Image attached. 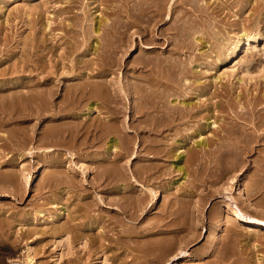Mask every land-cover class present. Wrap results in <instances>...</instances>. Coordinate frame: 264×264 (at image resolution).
I'll return each instance as SVG.
<instances>
[{
    "label": "rangeland",
    "instance_id": "1",
    "mask_svg": "<svg viewBox=\"0 0 264 264\" xmlns=\"http://www.w3.org/2000/svg\"><path fill=\"white\" fill-rule=\"evenodd\" d=\"M57 1L56 0H9V1L7 0V1L0 2V10H1V8H3L6 11L7 15H8V13L9 14L10 13H13V14L14 13H20L18 11L21 10V13L19 15L21 17H17V19L14 21V23H12V26L14 28L9 26L8 28H6L3 31L2 34L6 33L4 35L5 36L9 35V37L11 38V43H10V49L11 50H13V48H15L18 45V42L23 41V39H25L26 37H27V40L31 38L30 41L28 40V42H29L28 45L30 46L29 49H30L31 53H34V54H35V52L37 53V51H35L36 49L34 48V45H37L36 47L40 48V50L43 49L42 51H44L45 46L47 44L49 45V43L57 46V49L60 50V51L57 50V53H60L59 55H65L64 53H66L67 54L66 56L68 57V58H66L67 60L62 59L63 62L67 65V67L64 69H61L63 72L65 71L66 73L65 72L63 73L60 70V73H62V75H60V78L64 77L67 80V81H65L67 84L69 83V85H71L73 83L72 85H74V84L81 83V81H79L78 78H80V77L91 78V76L92 77H93V75L95 76V73H97V71H95L96 70L95 69L94 70L95 72H93V71H91L92 69H88L87 72L90 75L87 72L83 73L84 71L81 69H77L75 72H72L71 69L68 70V66H70L72 64L70 59H74V58L82 59L83 58V60L90 61V63H91L90 65L96 64L97 61H98L97 63H99V60L97 59L99 57V56H97L99 54L98 53L99 51L94 49V46L97 45L96 37L92 35L90 38V36H89L90 34L86 35L83 32H85L86 30H89V31L91 30V34H92V29H91L92 26L95 24V21L98 19L100 20L101 17L104 19V21L106 19L109 23H111L112 19L115 17L109 15L108 13L112 11V9L116 6V4H118L119 6L122 7V2L119 1L116 3V1H114V0H112V1L111 0H80V1L77 0L76 4H74L76 0H62V1L59 0L58 2ZM106 1H108V2H106ZM160 1H162V0H156L155 2H152V0H149L147 2L148 5H145V7L146 6H150V7L152 6L153 8L151 7L152 8L151 10L153 11L158 5H160ZM252 1L251 0H187V1L186 0H165V9H166L165 18H163L162 20H158L159 23L154 22L157 25H155L153 22L152 23L150 22L151 25L149 23L150 28L155 27V28H153L154 30L150 29L152 31V33L150 34L152 42H153L152 44L145 42V39H143V36L140 35L141 34L140 32L143 33V28L141 27V26H143V24L140 26L136 25V27L132 26L131 27L132 29L130 28L131 30L126 32V35H125L126 41L123 40L122 41L123 43L121 42L122 47L119 44L120 40L118 39V38H121L122 36L117 37V35H119V34H117L116 36H114L115 38L112 37L113 40L112 39L111 40L113 42L115 41L114 39L117 38L115 41L116 43L112 42L117 50H116V52L110 54V56H112V58L115 60V63H114L115 69H118V70L120 69V71L118 73V70L114 69L115 74L113 73L112 76H109V78H107V79H109V81H110L111 80L110 77L114 76V78H116L115 76H117V73H118L117 79H115V81L118 80V78H119V81L121 80L122 83L124 82L123 85H125L127 83L126 85L128 87H131L132 84L134 87H136L138 85L143 87V84H144L145 89H143V92H145V93H143V92H141V93H143L146 96L148 94L152 95L153 91L155 93L157 91V93L155 95H152V98H153L152 104H155V106L142 101L141 98L137 99L138 98L137 95L132 96V94H130L131 96L130 95L126 96L127 97L126 101L124 100L123 102H124V106H126L128 109L123 106L125 109H123V111H122L123 113H121L122 118L124 120H126L127 125L130 123V124H133V125L135 124L138 126V124L143 125L145 123L143 126V127H145L146 122L148 124H150V123L153 125L155 124L158 129L160 128V131H159L160 133L157 135H158V137L161 136L160 138H158V137H156L157 136L156 133L155 134L152 133L150 135V132H148V133L146 132V135H145V132H144V134H143V132H141V133L127 132L123 126L122 127L123 132H121V137L128 139L130 141V143L132 144V146H134V147L135 146L138 147L139 141L141 140L140 138H145L146 144H149V143L151 144L154 142H158L160 140L159 143H157L160 146L162 145V143L164 141V144H165V145L163 144L164 149H167V147L170 145L175 146V149L173 150L174 152L173 151L172 152H166V150H165L164 155H162L163 153L160 154L156 150L153 153H151L152 151L150 153H145L141 149L140 150L135 149L136 152L138 151V154H136V156H138V157L136 159H130V156H127L126 157L127 159L123 158V160H118V162L121 163L122 165L119 164L115 160H110L109 162H111V163H109V164L108 163L106 164V162H99L98 161L97 164H100L99 165L100 166V170H99L100 172H102L101 171L102 166L103 167L106 166V168L108 169V176H105L104 178H102V181L100 182V183H102L103 187L105 184L106 188H104V190H103V188L92 189V187H90L89 188L90 191L88 192L87 188L84 189V187H81V189L83 190L82 193L84 192V190H86L88 193L95 192L94 194H96V191H99L98 192L99 197L101 195V197L103 196L105 200L107 199L106 200L107 204L105 206L103 205V207H99V208L97 207L96 212L99 214L101 213V215H103V216H106V220L108 218V220H107L108 222L107 223L103 222V225L105 223V226H104L105 228L104 227L99 228L96 231V235H97V238L99 237L98 238V244H99V242H101L103 244V246H101L102 245L101 243L99 245L97 244V247L98 248L101 247V249H105L107 255L110 258H112V260L114 259L116 261L115 258H117V256H120V258H123L126 260L128 258V260L131 259V260L137 261L136 259L140 258L141 261H145L146 259H152V261H155L154 258L157 256L158 259L156 258V261H155L156 263L152 262V264H157V263L158 264L159 263L160 264H264V230L262 228H259L258 230H256V229L250 228V226H246V225L233 226L228 221V218L230 217V215L232 213L230 211V209L234 210V211H241L244 214L251 215L253 217H256L257 219L264 221V185H263L264 183L259 182L260 173L262 172V174H264V171H261V169L263 168V166H262L263 155H261V154H264V151H262L261 154H259L257 151V152H253V153L247 155L246 158L248 159V161H251L250 163L252 164L251 165L252 168H250V169L247 168L243 171H240V170L238 171L235 168V166L232 165V163H231V165L229 164V162L222 164V162L219 159L220 158L219 157L220 156L219 147L222 144V140H220L219 138H223V137L224 138H237L236 132L233 133L234 135L236 134L234 136L233 134L227 135L224 133V131H225V129H227L230 126L229 124L234 123V121H232V119L235 118V112L238 110H241L239 104L237 103L238 102L237 96L239 95L240 91L241 90H244V91L249 90V93H252L251 95L253 97L255 96V94L259 93L256 90L257 85H258V87L261 86L263 88V91H264V0H252ZM64 2H66V4ZM67 2H68V4H67ZM151 2H152V4H151ZM153 3L155 5L156 4L157 5L153 6L154 5ZM167 3H169V4H167ZM130 4L132 5L133 3H130ZM72 5L74 7L70 8ZM168 5H169V7H168ZM63 8L66 11L59 12V9L63 10ZM67 8H69V9H67ZM25 9H27L29 11L31 9V11L33 13H35L36 11H40V9L44 10L43 15L40 16L39 21H38L39 26L38 25H37L38 27L36 26L37 27V31H36L37 35L35 32L36 29L33 30V27L29 28L23 24L24 18H22V17H24V15L22 12ZM70 10H71V12H70ZM152 11H151V14L153 13ZM68 13H70V14H68ZM183 14H184V16H183ZM7 15L5 14V17H7ZM167 16L169 17V19L167 18ZM5 17L3 19H5ZM34 17L37 18L38 17L37 14H35ZM54 17H55V19H54ZM120 17H119V20L129 21V18L124 13L122 16L120 15ZM163 17H164V15H163ZM171 17L173 20L171 19ZM110 18H112V19H110ZM194 19H195V21H194ZM74 20L75 21L78 20V22H75ZM191 20H193V21L191 22ZM49 21H52L51 26L54 24L52 26L53 29H48L47 31H44L45 30L44 27L48 23H50ZM92 21H93V24H92ZM160 21H162V22H160ZM59 22L62 24L61 25L59 24V26H58ZM74 22L76 24L78 23V25H79V26H77V29H76V27L73 28L72 26L65 27L66 25H69V23L73 24ZM176 22L178 23V24H176L177 26H175ZM190 22H191V24H190ZM196 22H197V24H196ZM187 23H188V25H187ZM89 24L91 26H89ZM180 24H181V26H180ZM81 25H83L82 28L80 27ZM152 25H153V27H152ZM96 26H98V23ZM170 26H171V28H175V29H171ZM182 26L186 27L188 29L190 28L188 30L189 33H188V36L186 39V41H187L186 43L189 44L190 49H184L185 51L182 50L183 53L181 52L182 54L178 55L175 51V48H174V45H177L180 42V38L178 39L179 36L176 35V29L178 27H179V29H181L180 27H182ZM196 26H198V27H196ZM78 27H80V28H78ZM54 28H56V29H54ZM63 28H65V29H63ZM67 29H69L70 32H71V29H74L75 33L71 32L69 34L68 33L69 30H67ZM137 29H138V31H137ZM139 30H141V31H139ZM162 30H163V32H162ZM198 30H199V32H201L199 35L196 34L198 32ZM79 31H81V32L78 33ZM122 31H123V29H122ZM173 31H175V32H173ZM7 32H9L10 34L9 33L7 34ZM32 32L35 34H33ZM118 32H120V31H118ZM167 32H168V34H167ZM256 32H258V33L260 32L258 42L251 43L250 45H247V44L244 45V42H246V41H244V40L242 41V39L247 35L253 36V35H255ZM30 33L33 35H31ZM42 33H45L46 36H45V34H42ZM163 33H166V34H163ZM2 34L0 33V42L1 43H2L1 40H3V36H4V35L2 36ZM71 34H73V35H71ZM87 34H88V32H87ZM82 35L85 36V38H86V36H88V37L85 39ZM73 36L75 38L77 37L76 40L78 42H80V41L82 42V43L80 42L81 44L76 43L79 45V48H82L83 46L85 48L83 47L82 49L77 51L80 53L77 54V52H74V56H69L68 55L69 54L68 49L71 47V43H73V41L75 43V40H74L75 38H72ZM168 36H170L169 37L170 39L168 38ZM20 38H22V39H20ZM32 38H33V41H32ZM45 38L47 39L48 43H46V45L44 46L43 44H45V43L43 41H46ZM173 38H175L176 40L178 39L177 40L178 43ZM194 38L195 39L197 38V40H195ZM239 38H241L240 41H242V42H239V43H241L240 44L241 45L240 51L234 56H229L228 55L229 52L237 44V41ZM35 39H36V41L34 42ZM51 39H52V41H51ZM171 39H172V41H171ZM181 39H183V38H181ZM157 40H159V41H157ZM127 41H128V43L130 42L128 45H127ZM84 42L85 43L87 42L88 44L86 43L85 44L86 46H85ZM1 43H0V45H1ZM204 43H205V45H204ZM30 44L31 45L34 44V45L31 46ZM88 45H89V47H88ZM2 46L3 45H1L0 48ZM59 46H61V47H59ZM128 47H130V48L127 49ZM3 48H4V46L2 47V49ZM118 48H120V49H118ZM120 50L121 51L123 50L122 54H121ZM125 51L126 52L128 51V52L126 53ZM115 53H116V55H115ZM83 54H85V56H82ZM88 55H90L91 57L89 58ZM114 55H115V57H114ZM118 55H119V57H118V59H116ZM150 55H152V56H150ZM48 56H51L53 58L51 53L47 55V59L48 58L50 59V57H48ZM94 56H96V57H94ZM171 56H173V57L171 58ZM179 56H181V57H179ZM15 57H19L20 59L23 58L22 54L19 56L17 55ZM155 57H156V59H155ZM164 57H167V58L163 59ZM182 57L184 59H182ZM138 58L139 59L141 58V59L139 60ZM149 58L150 59L152 58V61H154V65H152V67L150 65L151 63L148 64L149 66L146 65V63H144L145 61L146 62L149 61L150 60ZM170 58L171 59H174V58L177 59L178 58L177 61L180 62V64H182V63L183 64L185 63L184 65L188 64V69L190 71H188L187 75H184V78L186 76H188V77H186L189 79V82L187 83L188 85L187 84L184 85V83L181 82V86L182 87L184 86L183 87L184 89H186V86H187L186 91L188 93H190L189 97H188L189 98L188 99L189 100L188 101V104H189L188 107L189 106L195 107L193 105H196V104L199 105L200 103H202V104L205 103V106L202 108V111H201L202 115L195 117V119H194L195 122L194 121L191 122L193 125L191 123H189L190 126L188 125V126L181 127L182 131L175 128L173 130L175 132L172 131L174 134L172 132H170V130H165L164 127H162V128H164V130H163L161 128V125H158L160 123L156 120H154V122L156 121V123H153V120H152V122H151V120L146 121L147 116H145V114H144L145 112H147L148 106H149V108H150V106H152L153 108L157 107V109L172 108V106H173V108H178V104L176 103L177 101L175 99L165 98L167 101L164 98L161 99V96L164 94L163 91L167 94H170V93H172L171 91L175 90V88L173 89V86H176V85L171 83L172 81H170V78H169L170 77L169 71H167V70L161 71V69H158V67L156 65H158V63H159L158 61H162V62H164L163 65H167V64H169V62L171 60ZM0 59H1L0 60L1 61L0 67L2 66L0 68V71H2L1 69H4L3 68L4 66L6 67V65H3V64L8 59L7 54H4V53L2 55L0 54ZM14 59H16V58H14ZM14 59L12 61H14ZM56 59H58V57H56ZM142 59H144L145 61L144 60L142 61ZM153 59H155V60H153ZM93 60L94 61L96 60L95 63H93ZM116 60H118L119 63ZM126 64H127V66H126ZM128 64H130V65L128 66ZM119 65H123V67L122 66H121L122 68L117 67ZM135 66H138V67L135 68ZM145 66H146V68H145ZM94 68H97V67L94 66ZM148 70H150V71H148ZM157 71H158L159 75H156L157 77H155V74H158ZM32 72L33 73L31 74L29 71L26 75L23 73H20L15 77L24 75V76H26V78L28 77L27 79H30V81H31V80H33L32 79L33 76L34 77L37 76L36 71H32ZM149 72L150 73L152 72V73L150 74ZM198 72H199V74H198ZM74 73H76V74L71 75ZM164 77L166 79H164ZM3 78H4L3 76L0 77V81H2ZM96 78H101V77H96ZM135 78L137 79V82H136ZM103 79H106V78H103ZM142 79H144V81ZM147 79H150V80L147 82L146 81ZM157 79H159L161 81L163 80V83H160V82L156 83ZM92 80L96 81L97 79H95V80L92 79ZM112 80H113V78H112ZM127 80L131 83L128 84L129 82H127ZM27 81H29V80H27ZM115 81H111V83H114ZM76 82H78V83H76ZM190 82H191V84H190ZM258 82H259V84H257ZM154 83H156L157 85H155ZM167 83L171 84L172 86L171 85L168 86ZM140 84H142V85H140ZM109 85H110L111 89H114L113 86H111L112 84H109ZM126 85H125V87L127 88ZM159 85H161L160 87H163V88H161L162 91H161L160 87L158 88ZM155 86H157V87H155ZM150 89H152V90H150ZM153 89H155V90H153ZM158 89H160V91ZM168 89H169V93L167 92ZM25 91H27V90H24V92ZM158 92H162V93H158ZM156 95H158V97ZM0 97L3 99L5 98V96H0ZM154 98H156V99H154ZM157 98L160 101H158ZM127 99H128V101H127ZM134 99L136 102L134 101ZM139 101H141V102H139ZM154 101L155 102L157 101V103H154ZM163 101H164V103H163ZM0 102L1 103L3 102L2 105L5 106V107H2L1 103H0V117H1V119H0V139H1L0 140V174L1 175L3 174L2 176H0V179H3V177L5 178L6 176L9 177L10 175H13L14 173L18 174V175H15V174L13 175L14 180H8V178H7V180H6L7 183L3 182L5 180H3V181L0 180V185H1V183L3 185V186L2 185L0 186V264H69L67 261H68L70 256L69 255L66 256V254H64V258L62 261L56 260V258H58L56 256H58V254L60 253V250L56 249L55 245H53V236L51 235L52 231L50 228V226H53V225L50 224L48 221L50 218V214L59 213V207L62 208L63 211L65 210L64 212L66 213V215L68 214L67 209L68 210L72 209V208H67V205H68V202L70 200L71 195L65 194V193L63 195H61V193L59 194L60 190L55 191L53 189L54 192L53 191L50 192V189H48V188L46 189V191L44 190L45 199L47 198L46 196H48V195H49L48 198L50 201H52V197L54 198L52 204H49V205L46 204L47 206L45 205L44 209L47 212V214L45 216L46 221L44 222L43 225H41L42 227L36 223H34L33 225L31 223L30 227H31L32 231L31 230L28 232L25 231L27 229V227L22 225V223H21L22 217H19V216L22 215L21 213H23L24 211L31 212L33 210V208L35 207V205L37 203H39V202L36 203L35 200L39 201L38 200L39 196L36 195L37 194L36 188L42 182L40 180H43L44 177L47 178L49 175L52 176L53 173L57 170H55V167L53 168V166H50V167L48 166L47 161H46L47 159H45V156L42 155V153H39V151L37 154L34 153V154L30 155L31 158L29 157V155L27 153L23 157H21L20 153L22 150L18 149V146H17L18 144L16 145V143L19 141V139H16V141H15L14 138L15 137L20 138V139L21 138H29V140L31 141L30 142L31 146L29 144V145H27L26 148H29V147L32 149L37 148L36 150H38V147H41L39 149H41L42 151H46V150H44L45 148H47V147H44L45 144H43V143H42V145H41V143L37 144L36 139L39 140L40 136H44V134L47 131H49L50 129H53L55 127L56 128L62 127V129L64 128L63 131H64L65 136L67 138H76L77 137V138L84 139V138H88L86 136H88L90 134L88 132L89 126L92 123L93 124L98 123V119H94V117L95 118L98 117L104 123V121L108 122V120H109L108 118H106V116L108 115V117H111L112 115L110 112H108L107 109L106 110L104 109L105 111L103 109H98V112L100 113L101 116L99 115L98 112L92 113V115H91V112L88 110L89 106L87 107L86 105H83L84 108L83 107H82L83 109L80 108L82 111L80 109L77 110L76 111L77 116L76 115L72 116L73 119L64 118V119H62V121L61 120L55 121L56 122L55 123L54 121H51V118H49V116H48V118H44V116L40 115L41 116V118H40V116L38 114H37L38 116L36 115V112H34V111L32 112L30 110L32 108H30V109L28 108L29 112H27V110L24 109L26 107H24V108L18 107V109L12 108V107L10 108V106H7V104H5L6 100H0ZM158 102H161L160 105L163 103V105H161V107H160ZM170 102H172L173 104L175 103L177 105L174 104L171 106ZM164 104L166 105L165 108H164V106H165ZM92 105L98 106V108H102V105H97V103H94ZM6 106H7V109H6ZM137 106H140V108H141V110H140L141 112L138 110L139 112L137 113V115H139L141 117L136 115L133 117V120H130L131 114H132L131 113V107L135 108ZM143 106L145 108L147 107L146 110H143L144 112L142 111V109H145ZM168 106H170V107H168ZM179 106H182V105H179ZM206 108H210V109H212V111L208 112L206 110ZM151 110L153 111V109H151ZM197 110L198 109L195 108L194 111H197ZM13 111L14 112L16 111V112L14 113ZM24 111L27 113H25ZM126 111H127V113H126ZM203 111L205 112V114ZM30 113L33 115L31 116ZM105 113H107V114H105ZM141 113L144 114V116ZM24 114H26V115H24ZM27 114L28 115L30 114V115L27 116ZM34 114H35V116H34ZM123 114H124V116H123ZM12 115H15V116H12ZM21 115H23L22 116L23 118L20 117ZM46 115H48V113ZM6 116H7V118H10V119L7 120V118H4ZM26 116H27V118H26ZM92 116H94V117H92ZM203 117H204V119H203ZM126 118H128V119H126ZM143 118H144V120H143ZM74 119H75V121H73ZM196 119L198 122L196 121ZM15 120L18 122H16ZM21 120L23 121L24 124L21 123ZM80 120H81V122H78ZM95 120H96V122H95ZM213 120L215 121L214 122L215 126H214ZM10 121H12V122H10ZM90 121L92 122L91 124H90ZM139 122H141V124ZM68 124H69V126H68ZM226 124H227V126H226ZM92 125H91V128L93 129L94 127H92ZM197 126H198V128H197ZM211 126H213V127H211ZM17 127H19L20 129ZM80 127H81V129H80ZM189 127H190V130H189ZM224 127H226V128H224ZM27 128L30 130H28ZM184 128L186 129V130H184L185 132H183ZM187 128H188V130H187ZM26 129H27V131H26ZM74 131H76V132H74ZM162 131H164V132L169 131L170 133L168 132V134H167V132L166 133L163 132V134H164L163 135ZM178 131H179V133H178ZM79 132L81 133V135H79L80 134ZM222 132L224 133V135L221 134ZM77 133L79 136L77 135ZM91 134L89 135V138H88L89 140H90V138L94 139V135H93L94 133L92 134V136H91ZM169 134H171V135L169 136ZM124 135H127V136H124ZM134 136H136V137H134ZM226 136H228V137H226ZM4 137H6V138H4ZM110 137L111 136H108V137L106 136L104 138H110ZM128 137H130V138H128ZM10 138L14 139V140L12 141ZM112 138H116V137L113 136ZM146 138H148V140ZM200 138L216 139L215 142H217V143L213 144L214 147L212 146V149L217 151L219 154L215 153V154H212L210 156H205V161H203L202 156H200L202 154V153H200L201 149H199L202 147ZM4 139H6V141H10V142H5ZM93 139H92L91 145L94 142ZM188 139H189V141H188ZM150 140H152V142ZM165 140L168 141V143ZM116 141H118V140L117 139L112 140L111 143L114 146L110 143L109 144L110 146L106 147V148H103L101 146L102 144H100L97 140H95L96 143H94L92 146L90 144H87V147H86L83 144V146H81L79 148V146L74 147V146H71L72 144H67V146L62 145L63 146L62 148H65L64 154L67 152H71V153L75 152L79 155L81 153L82 154L90 153L91 155L94 154L95 156H98L97 153L102 155L103 152L105 153V150H106V153H109V155L113 157L111 151H113V148L115 147V145H117ZM19 142H21V141H19ZM9 143H14L15 145L14 144L11 145ZM33 143L34 144L36 143L35 145H37V146L39 145V146L37 147ZM232 143H234V142H232ZM97 144H99L102 147L101 148L98 145V148H100L101 150L96 148ZM94 145H96V146H94ZM13 146H15V149H13L14 148ZM67 147H70V148L67 149ZM91 147L92 148L95 147V148L93 150H91L90 149ZM207 148H208V146H207ZM79 149L84 150V151H80ZM181 150H184V152L180 153ZM190 150H192V151L190 152ZM193 150H194V152H193ZM19 151H20V153H19ZM195 151H196V153H198V158L196 156L197 154L195 153ZM158 154L161 155V158ZM34 155H36V156H34ZM94 155H92V157H89L85 162H83V165H86V166L88 165V167L91 166L90 168L92 170H94L96 166H97L96 167L97 169L99 168V166L96 163L94 164V162H93V156ZM181 157H182V159H181ZM200 157H201V159H200ZM25 159H26L27 163L25 162ZM34 159L36 161H34ZM67 159H69V158H67ZM64 160H65V161H63L64 166H61L59 168L62 169V167H64L62 170L61 169L60 170L64 173L66 172V173H69L71 175L72 173H71L70 169H68V168H71L70 166H72L73 164L69 163L70 160L69 161H67L66 159H64ZM77 160H79V159H77ZM124 160H126V162ZM23 161L26 164L23 163ZM37 161H39L41 163V166H44V168H45L44 170H42L43 172H42L41 176H39L38 173H34V168L38 169ZM33 162H34V164H33ZM42 162H43V165H42ZM146 162H148V164ZM20 163L22 164L21 167L24 170L20 167V165H21ZM102 163H105L106 165L105 164L103 165ZM27 164H29V165H27ZM91 164H94L96 166L91 165ZM101 164H102V166H101ZM112 164L113 165L114 164L121 165L119 167L123 166L122 167L123 169L120 168L123 172L120 171V173L122 172L121 174L123 176H125V178H126L127 174H129V172L131 173V174H129L130 176L129 175L127 176L129 179L128 178H126V179H127V182H129L132 185V187L134 186L133 188L131 187V189H132L131 193H128L130 196L132 194V196H131L132 199L134 198V195H133L134 188H135L134 194H136L135 195L136 198H137V196H142V197L144 196L145 199H147L146 203H145L146 205L152 204V200H153L154 195H155L154 192H152V191H158L159 190L158 193L161 196V200H158V203L154 204L151 208H150V206L147 205V210L144 211V214H146V215L142 214L140 211H139V214H141V217H138V218H132L131 219L129 216L124 215L122 218L123 219L122 220L123 226H120V227H118V224L114 223L115 220H112V218L110 217V215L112 216V214L114 213L112 211V203L113 202L111 201V199L114 200V198L116 197V194H118L116 192L113 193L114 190L110 192V189H109V191L107 189V187L113 188L112 184L116 183L113 180L114 178L112 179V177H114V176H112V175L109 176V174H111L109 171L111 169ZM16 165H18V166H16ZM68 165H69V167H68ZM80 165H82V164H79V166ZM204 165H205L206 169L204 168ZM24 166L26 167V170H25ZM47 166H48V168H47ZM109 166H110V169H109ZM143 166L152 167V169L149 170V174L151 173L152 176H149V174L140 170ZM83 168H84V166L83 167L81 166V168L79 167L80 170H82ZM155 168H157V170ZM20 169H22L21 170L22 172L20 171ZM56 169H57V167H56ZM66 169H68V170L66 171ZM13 170H14V173H13ZM180 170H182V171L180 172ZM11 171L13 174L11 173ZM23 171L25 174L23 173ZM80 172H82V171H80ZM80 172H77L76 177H79L81 181H84L85 178H87V180H89V181L92 180V177H90V175L89 176L88 175L83 176L82 174H80ZM43 173H44V175H43ZM132 173L134 176H136V179L134 177L135 180L132 179L133 178ZM26 174H31L34 177V179L31 180L30 185H28V186L26 183V181H27L26 180ZM144 174H146V175H144ZM137 175L138 176L140 175L141 177L140 176L138 177ZM147 175H148V177H147ZM17 176L19 179L17 178ZM72 176L74 177V175H72ZM142 176H145L147 178H143ZM79 178H77V181H79L78 180ZM107 178H108V182L107 181L105 182V180H107ZM110 178L112 179V181H109V180H111ZM15 180H17V183ZM8 181H10L11 185H13L14 187L10 186V182L8 183ZM141 181H143V182H141ZM12 182H14V183H12ZM132 182H134V183H132ZM79 183H81V182L79 181ZM107 183L109 185H107ZM7 184H9V186ZM81 184H84V183L82 182ZM19 186H20V188L17 189V191H15V192L10 191L11 189H9V191H8V188H13V190H15L16 187L18 188ZM3 187H4V189H3ZM6 189H7V191H6ZM31 189H32V191H31ZM150 189H152V190H150ZM156 189H158V190H156ZM22 190H26L27 193L25 194V196L22 195L23 194ZM136 191H137V193H136ZM19 192H21L22 194H20ZM35 192H36V194H35ZM105 192H106V194H105ZM56 193H57V195H60L57 198L55 197L57 195L53 196V194H56ZM103 193H104V195H103ZM20 195H22V196H20ZM34 195H36V197ZM37 196H38V198H37ZM119 196H117L116 198L118 199ZM21 197H22V201L20 199ZM60 197H62V198H60ZM96 197L97 196L95 195V199H96ZM108 197L111 199L108 200ZM136 198H134V199H136ZM45 199H42V201H41V202H44V204L46 203ZM64 199H65V201H64ZM32 202H34L36 204H34V206H33ZM90 203H93L92 200H90ZM54 205L55 206L57 205L56 206L57 208H55ZM41 207H44V205L43 206L41 205ZM80 207L82 208V205ZM130 207L131 206L128 205V209H130ZM102 208H103V210H102ZM169 209H171L173 211L174 215L172 217L175 219L173 227H172L174 232H173V234L169 235V237L171 236V237L176 238V241L174 243L175 246L173 245L172 249H174L173 251H175V253H176V251H178V252L174 255L169 254L166 256L165 252L163 250H161V251L157 252L158 254L156 253L155 256L152 253L145 256L144 252L133 251L132 249L135 248L136 245H140V247H138V248H141L142 244H143L142 248H144L151 241L150 239H153V236L150 235L152 237L151 238L149 235H146L145 231L148 228H151V226H149V225L153 224L152 222H154V220H157V219L162 220L164 217V214H166V211ZM98 210H101V211L98 212ZM164 210H165V213H164ZM215 213H217V214H215ZM18 214H19V216H18ZM107 215H108V217H107ZM67 219H68L67 216L65 218L63 217L62 222H65ZM152 219H154V220H152ZM110 220H112V223L109 222ZM135 220H137V221H135ZM132 223H133V225H132ZM130 224L134 228L136 227L134 229V231H133V227H131ZM128 226H130L129 229H128ZM141 227H143L145 229H143ZM152 227H153V225H152ZM39 228H41V229H39ZM124 228H127V229H125L126 232H124V230H123ZM36 230L40 231L39 234L38 233L37 234L41 235L43 238L41 236H38L36 233H33ZM47 230L50 232V234L45 236V231L47 232ZM119 230H121L123 233H119L118 232ZM140 230L141 231L143 230L144 232L142 231L143 233H141ZM22 231H25L26 234L29 235V237L27 236V238L26 237L24 238L23 242H21L20 240H17V239H20V235H21L20 233ZM229 231H233V232L229 233ZM30 232H32V233H30ZM139 233H140V235H139ZM121 234L124 236V238H126V236H127V238H126L127 240L125 239L126 240L125 241L126 248L124 246V242H123V244H119V245H117V242H115V241H117V240H115V238L117 239V236H119V235L121 236ZM143 235H144V237L142 238ZM214 235L216 238L219 237L218 238L219 241H216V240L214 241ZM37 236L39 238H42L43 240L39 241ZM138 236H140L139 238H142V239L139 240V238H137ZM135 238H137V239L135 240ZM130 239L132 241H130ZM72 240H73L72 243L75 245L74 246L75 249L79 251L81 249V245H79V241H75L74 239H72ZM128 240L130 243L132 242V244H130L128 242ZM109 241L110 242L112 241V242L109 244ZM146 241H148V242L146 243V245H144ZM38 242H40V243H38ZM43 242H44V244H42ZM114 242H115V244H114ZM139 242L140 243L142 242V243L139 244ZM212 243L214 244V246H218V244H219V246L216 247L215 249L213 248L214 250L210 249V246L212 245ZM216 243H218V244H216ZM28 244L30 245V247H32V254H33L32 256L34 257V261L32 263L26 262V248H27ZM40 245L41 246L43 245V246L41 247ZM128 245H129V251H128ZM117 246H119V247H117ZM133 246H135V247H133ZM8 248H11L13 250V254L8 255V253H9ZM40 248H41V250H40ZM121 248L124 249V251ZM178 248H180L181 250ZM37 249L40 250V254L36 253ZM117 250H119V251H117ZM132 251L135 255L134 254L132 255ZM159 253H164L163 255L165 256V258L162 256V254H159ZM166 254H167V252H166ZM79 255L81 256V260L78 261L79 264H103L102 259H98L99 256H95L93 254H92V256H90L88 254H84V252H82V251L79 252ZM124 255L126 256V258ZM6 256H7V258H6ZM168 256H170V257H168ZM11 257H13V258H11ZM159 257H161V259ZM159 259L161 260V262ZM163 259H165V260H163ZM117 261L118 262H114V263L118 264L122 260L117 259Z\"/></svg>",
    "mask_w": 264,
    "mask_h": 264
},
{
    "label": "bare ground",
    "instance_id": "2",
    "mask_svg": "<svg viewBox=\"0 0 264 264\" xmlns=\"http://www.w3.org/2000/svg\"><path fill=\"white\" fill-rule=\"evenodd\" d=\"M3 1H7V0H0V2H3ZM9 1V0H8ZM57 1V0H56ZM59 1V0H58ZM57 1V2H58ZM62 1V0H61ZM60 1V2H61ZM80 1V0H79ZM78 1V2H79ZM112 1V0H111ZM114 1H116V3L117 2H122V7L121 6H119L118 4H116V6L112 9V11L111 12H109L108 14L109 15H111V16H113V17H115V18H110V19H112V21H111V23H109L106 19H105V21H104V19L101 17V19L98 21V20H96L95 21V24L92 26V34H91V30L89 31V30H86L85 32H83V33H85L86 35H89L90 36V38H91V36L93 35V36H95L96 37V40H97V45L96 46H94V49H96L97 51H99L98 53V55L97 56H99L97 59L99 60V63H97L96 62V64H92V65H90L91 63H90V61H86V60H83V58L82 59H79V58H74V59H70V61L72 62V64L70 65L69 63V65L70 66H68V70H72V72H75L77 69H81V70H83L84 72L83 73H85V72H87V70L88 69H92L91 71H93V72H95V71H97V73H95V76L93 75V77L91 76V78H88V77H84V78H82V77H80V78H78L79 79V81H81V83H78V82H76V83H78V84H74V85H69V83L67 84L65 81H67L66 80V78H64V77H62V78H60V75H62V73H60V70L61 69H64V68H66L67 67V65L63 62V60H65L66 58H68L66 55V53H64L65 55H59L60 53H57V50L58 51H60L59 49H57V46H55L54 44H51V43H49V45L47 44L46 45V43H48V41H47V39H46V41H43L45 44H43L44 46H45V49H44V51H42V50H40V48H38V47H36L37 45H34L35 43V41H36V39L34 40V48L36 49L35 51H37V53L35 52V54L34 53H31V51H30V46L28 45L29 44V42H28V40L30 41L31 40V38L30 39H28L27 40V37L25 38V39H23V41H21V42H18V45L15 47V48H13V50H11L10 49V43H11V38L9 37V35L7 36H5L4 34H6V33H4V34H2L3 33V31L6 29V28H8L9 26H11V27H13L12 26V23H14V21L17 19V17H21V16H19L20 15V13H21V10L20 11H18V12H20V13H8V15H7V13H6V11L3 9V8H1V10H0V33L2 34V36H3V40H1L2 41V43H1V45H3L4 46V48L2 49V47L0 48V54L2 55L3 53L4 54H7V60L4 62V64L3 65H6V67L4 66L3 68L4 69H1L2 71H0V77H4L3 78V80L2 81H0V96H5V98L3 99V98H1L0 100H6V103L5 104H7V106H10V108L12 107V108H17L18 109V107H26V108H24L25 110H27V112H29V109L30 108H32V109H30L32 112L34 111V112H36V115L38 114L39 116L41 115V116H44V118H48V116H49V118H51V121H62V119H64V118H71V119H73L72 118V116H74V115H76L77 116V114H76V111L77 110H79L80 108H84V106L83 105H86L87 107H88V110L91 112V115H92V113H95V112H98V109H107L108 110V112H110L111 113V117H108V115L106 116V118H108L109 120H108V122H105L104 120V123L97 117V118H95L94 116H92V117H94V119H98V123L97 124H93L91 121H90V124L92 125V127H94L93 129L91 128V125L89 126V130H88V132L91 134H93L94 135V139L93 138H90V140L88 139L89 138V135L88 136H86V137H88V138H84V139H82V138H67L66 136H65V133H64V131H63V129H62V127H55V128H53V129H48L49 131H47L45 134H44V136H40V138H39V140L38 139H36L37 140V144H39V143H41V145H42V143L43 144H45L44 145V147H47V148H45L44 150H46V151H42L41 149H39V148H41V147H38L37 145H35L34 143V145L35 146H37L38 147V150H36V149H32V148H26L27 147V145H29L30 144V140H29V138H14L15 139V141H16V139H19V141H21V142H19L18 140V142L16 143V145L18 146V149H20V150H22L21 151V153H20V151H19V153H20V156L21 157H23L26 153L29 155V157H30V155H32V154H34V153H38V151H39V153H42V155H44L45 156V159H47L46 161H47V164H48V166L50 167V166H53V168L55 167V170H57V171H55L54 173H53V175L52 176H48L47 178L46 177H44V179L43 180H40V181H42L39 185H38V187L36 188V192H37V194H36V192H35V194L36 195H38L39 196V201H37V200H35L36 201V203L37 202H39V203H34V202H32L33 204V206H34V204H36L35 205V207L33 208V210L31 211V212H26V211H24L23 213H21L22 215H20L19 216V214H18V216L19 217H22V220H21V223H22V225H24V226H26L27 227V229L25 230V231H32V229H31V227H30V225H31V223H32V225L34 224V223H36V224H38V225H43L44 224V222L46 221L45 220V216H46V214H47V212H46V210L44 209L45 208V205L46 204H52L53 203V200H54V198L52 197V201H50L49 200V198H48V196H46L47 198L45 199V194H44V190L46 191V189L48 188V189H50V192H52L53 191V189L55 190V191H58V190H60V192H59V194L61 193V195H63L64 193L65 194H69V195H71V197H70V200H69V202H68V205H67V208H72V209H67V212H68V214L66 215V213L62 210V208H60L59 207V213H54V214H50V218H49V223L50 224H52L53 226H50V228H51V231H52V233H51V235L53 236V245H55V248L56 249H59L60 250V253L58 254V256H56V257H58V258H56V260H59V261H62L63 260V258H64V254H66V256L67 255H69L70 257H69V259H68V263L69 264H79V262L78 261H80L81 260V256L79 255V252H84V254H88V255H90V256H92V254L93 255H95V256H99L98 257V259H102V262H103V264H116V263H114V262H118L117 261V259L119 260V259H121L122 261H120V263H118V264H152V262H155L156 261V258L158 259V257L156 256L154 259H155V261H152V259H146L145 261H141L140 260V258H138V259H136L137 261H135V260H128V258H127V260L126 259H123V258H120V256H117V258H115L116 259V261L113 259L112 260V258H110L108 255H107V253H106V250L105 249H101V247L100 248H98L97 247V244H98V238H97V235H96V231L99 229V228H101V227H104L105 226V223H104V225H103V222H108L107 220H108V218H107V220H106V216H103V215H101V213L99 214V213H97L96 211H97V207L99 208V207H103V205L105 206L106 204H107V202H106V200L104 199V197L102 196L101 197V195H100V197H99V191H96V194H94L95 192H90V193H88L90 190H89V188L90 187H92V189H95V188H103V190H104V188H106V185L104 184V187H103V185H102V183H100L101 181H102V178H104L105 176H108V169L106 168V166H102V164L104 165L105 163H102L101 164V166H102V172H100L99 170H100V164H97V162L99 161V162H106V164L108 163H111V162H109L110 160H115V161H117L118 162V160H123V158H125V159H127L126 157L127 156H130V159H136L138 156H136V154H138V151L136 152V150L135 149H138V150H143V152H145V153H150L151 151V153H153L155 150L157 151V152H159L160 154L161 153H163L162 155H164V151L166 150V152H172L174 149H175V146L173 147V146H168L167 147V149H164V141H163V143H162V145L160 146L159 144H157V143H159V141L158 142H154V143H149L150 141L152 142V140H150L148 143L149 144H146V140H145V138H140L141 140L139 141V145H138V147H134V146H132V144L130 143V141L128 140V139H126V138H124V137H121V132H123V130H122V127L124 126V129L127 131V132H136V133H141V132H143V134H144V132H145V135H146V132L148 133V132H150V135L152 134V133H156V135L157 134H159L160 132V128L158 129L157 128V126L154 124H148L147 122H146V126L145 127H143L144 126V124L142 125L141 124V122H139L141 125H139L138 124V126L137 125H133V124H130L129 122V124L127 125V122H126V120H124L123 118H122V115H121V113H123L122 111H123V109H125L124 107H126V106H124V100L126 101V96H128V95H130V94H132V96L133 95H137V99H139V98H141L142 99V101H144V102H146V103H148V104H152V95H155L156 93H157V91H156V93L153 91L152 92V95H150V94H148L147 96L146 95H144L143 93H145V92H143V89H145L144 88V84H143V87L142 86H136V87H134L133 86V84H132V86L131 87H128L126 84V86H127V88L125 87V85H123L124 84V82L122 83V81L120 80L119 81V78H118V80H116L115 81V79H117V76H118V73H119V71H120V69L118 70V69H115V60L112 58V56H110V54H112V53H114V52H116V48H115V46H114V42L116 41V39H114L115 41L113 42L112 40V37L113 38H115L114 36H116L117 34H119V35H117V37L118 36H122L121 38H118L119 40H120V45H121V42L124 40V41H126L125 40V35H126V32L127 31H129V30H131L132 28V26H135L136 27V25L137 26H140V25H142L143 24V26H141L142 28H143V33L142 32H140L141 34L140 35H142L143 36V39H145V42H148V43H153L152 42V39H151V33H152V31L150 30V29H153V28H155V27H153V25L155 24L154 22H158L159 23V21L158 20H162L163 18H165V11H166V9H165V0H162V1H160V5H158L153 11L151 10L152 8L150 7V6H146L145 7V5H148V1L149 0H114ZM156 0H152V2H155ZM187 1V0H186ZM252 1V0H251ZM76 2H77V0L75 1V3L74 4H76ZM106 2H108V1H106ZM152 2H151V4H152ZM159 2V1H158ZM253 2V1H252ZM65 4H66V2H64ZM73 3V2H72ZM104 3V2H103ZM130 3H133L132 5L130 4ZM150 3V2H149ZM254 3V2H253ZM67 4H68V2H67ZM111 4V3H110ZM154 4V3H153ZM167 4H169V3H167ZM186 4V3H185ZM157 5V4H156ZM155 4L153 5V6H156ZM172 5V4H171ZM181 5V4H180ZM184 5V4H183ZM68 7V6H67ZM70 7V6H69ZM72 7H74L73 5L70 7V8H72ZM168 7H169V5H168ZM167 7V8H168ZM36 8V7H35ZM172 8V7H171ZM38 9V8H37ZM67 9H69V8H67ZM170 9V8H169ZM200 9V8H199ZM34 10V9H33ZM168 10V9H167ZM197 10V9H196ZM202 10V9H201ZM200 10V11H201ZM30 11H31V9H30ZM29 10H27V9H25L22 13H23V15H24V17H22V18H24V22H23V24L24 25H26L27 27H29V28H31V27H33V30L34 29H36L35 30V32L37 31V27L39 26L38 24V21H39V18H40V16H42L43 15V13H44V10H42V9H40V11H36L35 13H33L32 11L30 12ZM62 11H66V10H64V8H63V10L62 9H59V12H62ZM151 11L153 12L152 14H151ZM70 12H71V10H70ZM206 12V11H205ZM55 13V12H54ZM123 13L124 14H126V16L129 18V21H123V20H119V17H120V15L122 16L123 15ZM5 14L7 15V17H5ZM35 14H37V18L36 17H34V15ZM63 14V13H62ZM65 14V13H64ZM67 14V13H66ZM68 14H70V13H68ZM105 14V13H104ZM170 14V13H169ZM59 15V14H58ZM163 15H164V17H163ZM178 15V14H177ZM176 15V16H177ZM56 16V15H55ZM77 16V15H76ZM104 16V15H103ZM125 16V15H124ZM183 16H184V14H183ZM5 17V19H3ZM99 18V17H98ZM121 18V17H120ZM167 18L169 19V17L167 16ZM181 18V17H180ZM54 19H55V17H54ZM59 19V18H58ZM76 19V18H75ZM122 19V18H121ZM127 19V18H126ZM167 19V20H168ZM171 19H172V17H171ZM57 20V19H56ZM62 20V19H61ZM128 20V19H127ZM173 20V19H172ZM70 21V20H69ZM68 21V22H69ZM75 21V20H74ZM189 21V20H188ZM193 20H191V22H192ZM194 21H195V19H194ZM197 21V20H196ZM50 23H48L44 28H45V30L44 31H47L48 29H53L52 28V26L54 25H52L51 26V22L52 21H49ZM61 22V21H60ZM58 23V26H59V24L61 25L62 23ZM63 22V21H62ZM75 22H78V20H76ZM73 23V24H70L69 23V25H64L65 27H70V26H72L73 28L74 27H76V29H77V26H79L78 25V23L76 24V23ZM87 22V21H86ZM154 23L153 25H152V27L153 28H150L149 27V23ZM160 22H162V21H160ZM191 22H190V24H191ZM80 23V22H79ZM97 23H98V26H96L97 25ZM151 23H150V25H151ZM91 24V23H90ZM89 24V26H91ZM92 24H93V21H92ZM176 24H178L177 22L175 23V26H177ZM185 24V23H184ZM196 24H197V22H196ZM203 24V23H202ZM38 25V26H37ZM155 25H157V24H155ZM154 25V26H155ZM187 25H188V23H187ZM193 25V24H192ZM37 26V27H36ZM82 26L83 25H81L80 27L82 28ZM180 26H181V24H180ZM35 27V28H34ZM80 27H78V28H80ZM191 27V26H190ZM194 27V26H193ZM196 27H198V26H196ZM14 28V27H13ZM131 28V29H130ZM140 28V27H139ZM141 28V29H142ZM170 28H171V26H170ZM177 28V27H176ZM181 29H179V27L176 29V35L177 36H179L178 37V39L180 38V42L178 43V39L176 40L175 38H173V39H175L176 41H177V45H174V48H175V51H176V53L179 55V54H182L183 52H182V50H184V49H190L189 48V44L188 43H186L187 41H186V39H187V36H188V33H189V29L188 28H186V27H180ZM41 29V28H40ZM54 29H56V28H54ZM63 29H65V28H63ZM120 29V30H119ZM122 29H123V31H122ZM171 29H175V28H171ZM170 29V30H171ZM12 30V29H11ZM67 30H69V29H67ZM66 30V31H67ZM85 30V29H84ZM136 30V29H135ZM154 30V29H153ZM197 30V29H196ZM201 30V29H200ZM39 31V30H38ZM118 31H120V32H118ZM137 31H138V29H137ZM139 31H141V30H139ZM71 32H74L75 33V30L74 29H71ZM70 32V30H69V34L71 33ZM81 31H79L78 33H80ZM87 32H88V34H87ZM101 32V33H100ZM131 32V31H130ZM162 32H163V30H162ZM165 32V31H164ZM170 32V31H169ZM173 32H175V31H173ZM261 32V31H260ZM260 32L258 33V32H256L255 33V35H247V36H245L243 39H242V41L244 40V41H246V42H244V45L245 44H247V45H250L251 43H256V42H258V39H259V35H260ZM9 32H7V34H8ZM33 33V32H32ZM67 33V32H66ZM77 33V32H76ZM201 32H199V30H198V32L196 33L197 35H199ZM10 34V33H9ZM24 34V33H23ZM26 34V33H25ZM31 34V33H30ZM33 34H35V33H33ZM33 34H31V35H33ZM41 34V33H40ZM42 34H45V33H42ZM48 34V33H47ZM82 34V33H81ZM129 34V33H128ZM154 34V33H153ZM152 34V35H153ZM163 34H166V33H163ZM167 34H168V32H167ZM174 34V33H173ZM30 35V36H31ZM36 35H37V32H36ZM71 35H73V34H71ZM157 35V34H156ZM161 35V34H160ZM170 35V34H169ZM193 35V34H192ZM26 36V35H25ZM24 36V37H25ZM39 36V35H38ZM45 36H46V34H45ZM78 36V35H77ZM83 36V35H82ZM165 36V35H164ZM23 37V38H24ZM33 37V36H32ZM41 37V36H40ZM44 37V36H43ZM84 38H85V36H83ZM88 36H86V38H87ZM131 37V36H130ZM163 37V36H162ZM170 36H168V38H169ZM173 37V36H172ZM171 37V38H172ZM243 37V36H242ZM241 37V38H242ZM72 38H75L74 36L72 37ZM77 38V37H76ZM76 38L74 39L75 40V43H74V41H73V43H71V47L68 49V51H69V56H74V52H77V51H79L80 49H82V48H79V45L78 44H81L80 42H78L77 40H76ZM81 38V37H80ZM85 38V39H86ZM89 38V39H90ZM167 38V39H168ZM181 38H183V39H181ZM241 38H239L238 39V41H237V44L232 48V50L229 52V56H234V55H236L239 51H240V48H241V43H239V42H242V41H240L241 40ZM20 39H22V38H20ZM39 39V38H38ZM42 39V38H41ZM56 39V38H55ZM79 39V38H78ZM112 39V40H111ZM154 39V38H153ZM170 39V38H169ZM195 39V38H194ZM195 40H197V38L195 39ZM199 40V39H198ZM13 41V40H12ZM32 41H33V38H32ZM51 41H52V39H51ZM56 41V40H55ZM71 41V40H70ZM144 41V40H143ZM154 41V40H153ZM157 41H159V40H157ZM171 41H172V39H171ZM201 41V40H200ZM113 42V43H112ZM119 42V41H118ZM117 42V43H118ZM144 42V43H145ZM169 42V41H168ZM197 42V41H196ZM31 43V42H30ZM66 43V42H65ZM76 43H78V44H76ZM87 43V42H86ZM85 42H84V45L86 44ZM116 43V42H115ZM123 43V42H122ZM125 43V42H124ZM130 43V42H129ZM128 43V41H127V45L129 44ZM147 43V44H148ZM155 43V42H154ZM175 43V42H174ZM198 43V42H197ZM202 43V42H201ZM32 44V43H31ZM30 44V45H31ZM57 44V43H56ZM88 44V43H87ZM91 44V43H90ZM159 44V43H158ZM0 45V46H1ZM33 45H31V46H33ZM58 45V44H57ZM65 45V44H64ZM83 45V44H82ZM204 45H205V43H204ZM43 46V47H44ZM81 46V45H80ZM86 46V45H85ZM59 47H61V46H59ZM88 47H89V45H88ZM118 47V46H117ZM120 47V46H119ZM121 47H122V45H121ZM124 47V46H123ZM132 47V46H131ZM33 48V49H34ZM85 48V47H84ZM87 48V47H86ZM130 47H128L127 49H129ZM133 48V47H132ZM32 49V50H33ZM88 49V48H87ZM118 49H120V48H118ZM122 49V48H121ZM65 50V49H64ZM192 50V49H191ZM200 50V49H199ZM203 50V49H202ZM34 51V50H33ZM39 51V52H38ZM119 51V50H118ZM121 51V50H120ZM123 51V50H122ZM122 51H121V54H122ZM185 51V50H184ZM11 52V53H10ZM30 52V53H29ZM66 52V51H65ZM84 52V51H83ZM126 52V51H125ZM124 52V53H125ZM128 52V51H127ZM126 52V53H127ZM182 52V53H181ZM22 54V59H20L19 57H15V56H19V55H21ZM52 54V56H53V58L51 57V56H48V57H50V59L48 58L47 59V55L48 54ZM78 53H80V52H77V54ZM96 53V52H95ZM123 53V54H124ZM125 53V54H126ZM186 53V52H185ZM63 54V53H62ZM90 54V53H89ZM97 54V53H96ZM120 54V53H119ZM176 54V55H177ZM115 55H116V53H115ZM115 55H114V57H115ZM173 55V54H172ZM175 55V56H176ZM185 55V54H184ZM62 56V57H61ZM66 56V57H65ZM82 56H85V54H83ZM89 56V58L91 57L90 55H88ZM124 56V55H123ZM122 56V57H123ZM150 56H152V55H150ZM174 56V55H173ZM173 56H171V58L173 57ZM56 57H58V59H56ZM94 57H96V56H94ZM118 57H119V55L117 56V58L116 59H118ZM179 57H181V56H179ZM14 58H16V59H14ZM88 58V57H87ZM88 58V59H89ZM121 58V57H120ZM124 58V57H123ZM165 58H167V57H164L163 59H165ZM170 58V59H171ZM14 59V61H12ZM63 59V60H62ZM139 59V58H138ZM141 59V58H140ZM139 59V60H140ZM150 59V58H149ZM148 59V60H149ZM155 59H156V57H155ZM155 59H153V60H155ZM162 59V58H161ZM160 59V60H161ZM178 59V58H177ZM177 59H171L170 60V62H169V64H167V65H163L164 64V62H162V61H158L159 63H158V65H156L157 67H158V69H161V71L162 70H167V71H169V74H170V81H172L171 83H173L174 85H176V86H173V89L175 88V90H173V91H171L172 93H170V94H167V93H165L164 91H163V95L161 96V99H165V98H173V99H175L177 102V104H178V108H173V106L172 105H174L172 102H170L171 103V106H172V108H165L166 107V105L164 106V108L165 109H157V107H155V108H153L152 106H150V108H149V106H148V109H147V112H145L144 114H145V116H147V118H146V121H150L151 120V122H152V120H153V123H156V121H158L160 124H158V125H161V128L162 127H164L165 128V130H170V132H172L175 128H177L178 130H181V127H183V126H190V124L189 123H191V122H193L194 121V119H195V117H197V116H199V115H202L201 113V111H202V108L205 106V103H200L199 105H193V106H195V107H188V97H189V94L190 93H188L186 90H187V86H186V89H184L182 86H181V82H183L184 83V85H186L188 82H189V79L188 78H186V77H188V76H186L185 78H184V75H187V73H188V71H190L189 69H188V64L187 65H184L183 63V65L182 64H180V62H178L177 61ZM180 59V58H179ZM182 59H184L183 57H182ZM188 59V58H187ZM1 60V59H0ZM67 60V59H66ZM69 60V59H68ZM92 60V59H91ZM120 60V59H119ZM144 59H142V61H143ZM147 60V59H146ZM168 60V59H167ZM69 61V62H70ZM96 61V60H95ZM95 61L93 60V63H95ZM117 62H118V60H116ZM145 61V60H144ZM191 61V60H190ZM1 62V61H0ZM70 62V63H71ZM123 62V61H122ZM121 62V63H122ZM136 62V61H135ZM138 62V61H137ZM156 62V61H155ZM184 62V61H183ZM187 62V61H186ZM194 62V61H193ZM67 63V62H66ZM119 63V62H118ZM117 63V64H118ZM140 63V62H139ZM144 63H146V65H148V64H150L151 65V67H152V65H154V61H152V58L149 60V61H145ZM153 63V64H152ZM168 63V62H167ZM189 63V62H188ZM116 64V65H117ZM136 64V63H135ZM157 64V63H156ZM130 64H128V66H129ZM141 65V64H140ZM94 66L95 67H97V68H94ZM123 67V65H119V66H117V67ZM126 66H127V64H126ZM142 66V65H141ZM149 66V65H148ZM147 66V67H148ZM2 67V66H1ZM0 67V68H1ZM92 67V68H91ZM116 67V68H117ZM121 67V68H122ZM131 67V66H130ZM136 67H138V66H135V68ZM129 68V67H128ZM134 68V67H133ZM145 68H146V66H145ZM156 68V67H155ZM96 69V70H95ZM118 70V73H117V76H115L116 78H114V76L113 77H110L111 78V80L109 81V79H107V78H109V76H112V74L114 73L115 74V70ZM149 69V68H148ZM153 69V68H152ZM80 70V71H81ZM95 70V71H94ZM140 70V69H139ZM30 71V73L32 74L33 72L32 71H36L37 72V78L36 77H32V79L33 80H31L30 81V79H27L26 78V76H24V75H21V76H18V77H15V76H17L18 74H20V73H23V74H27L28 72ZM62 71V70H61ZM138 71V70H137ZM141 71V70H140ZM148 71H150V70H148ZM155 71V70H154ZM153 71V72H154ZM63 72V71H62ZM65 72V71H64ZM63 72V73H64ZM69 72V71H68ZM67 72V73H68ZM90 72V71H89ZM92 72V73H93ZM142 72V71H141ZM66 73V72H65ZM80 73V72H79ZM78 73V74H79ZM88 73V72H87ZM91 73V72H90ZM150 73V72H149ZM152 73V72H151ZM150 73V74H151ZM157 73H158V71H157ZM35 74V73H34ZM76 73H74V74H71V75H75ZM89 74V73H88ZM146 74V73H145ZM154 74V73H153ZM198 74H199V72H198ZM86 75V74H85ZM90 75V74H89ZM92 75V74H91ZM149 75V74H148ZM156 75H159V73L158 74H155V77H157ZM161 75V74H160ZM189 75V74H188ZM28 76V75H27ZM123 76V75H122ZM121 76V77H122ZM150 76V75H149ZM148 76V77H149ZM153 76V75H152ZM96 77H101V78H96ZM147 77V78H148ZM71 78V77H70ZM103 78H106V79H103ZM112 78H113V80H112ZM92 79H97L96 81H93ZM136 79V78H135ZM139 79V78H138ZM162 79V78H161ZM164 79H166L165 77H164ZM27 80H29V81H27ZM100 80V81H99ZM129 80V79H128ZM127 80V82H129ZM143 81H144V79H142ZM150 79H147L146 81L148 82ZM78 81V80H77ZM111 81H115L114 83H111ZM145 81V82H146ZM168 81V80H167ZM169 81V82H170ZM59 82V83H58ZM69 82V81H68ZM75 82V81H74ZM112 84L111 86H113V88L114 89H111V87H110V85L108 84ZM136 82H137V79H136ZM141 82V81H140ZM157 82H160V83H163V80L161 81V80H159V79H157L156 80V83ZM168 82V83H169ZM71 83V82H70ZM131 82H129L128 84H130ZM144 83V82H143ZM156 83H154L155 85H157ZM159 83V84H160ZM167 83V85L168 86H170L171 84H168ZM149 84V83H148ZM151 84V83H150ZM190 84H191V82H190ZM257 84H259V82L257 83ZM140 85H142V84H140ZM153 85V84H152ZM188 85V84H187ZM130 86V85H129ZM150 86V85H149ZM161 85H159L158 86V88L160 87ZM172 86V85H171ZM155 87H157V86H155ZM167 87V86H166ZM190 87V86H189ZM149 88V87H148ZM154 88V87H153ZM161 88H163V87H160V89ZM168 88V87H167ZM171 88V87H170ZM169 88V89H170ZM156 89V88H155ZM155 89H153V90H155ZM160 89H158L159 91H160ZM169 89L167 90V92L169 93ZM23 90V91H22ZM24 90H27V91H25L24 92ZM150 90H152V89H150ZM164 90V89H163ZM256 90H257V92H259V93H257V94H255V96L253 97L251 94L252 93H249V90H241L240 91V93H239V95L237 96V100H238V104H239V106H240V109L241 110H238V111H236L235 112V118H233L232 119V121H234V123L233 124H229L228 126V128L227 129H225V131H224V133L225 134H227V135H231V134H233V133H237V138H219L220 140H222V144H221V146L219 147V152H220V161L222 162V164H224V163H228L229 162V164L231 165V163H232V165H234L235 166V168L239 171H243V170H245V169H250V168H252V164L250 163L251 161H248V159L246 158V156L247 155H249V154H251V153H253V152H257L258 151V153L259 154H261V152L262 151H264V91H263V88L260 86V87H258V85H257V88H256ZM161 91H162V89H161ZM205 91V90H204ZM141 92H143V93H141ZM219 92V91H218ZM251 92V91H250ZM141 93V94H140ZM147 93V92H146ZM158 93H162V92H158ZM198 95V94H197ZM213 95V94H212ZM131 96V95H130ZM129 96V97H130ZM157 97H158V95H156ZM128 97V98H129ZM154 97V96H153ZM60 98V99H59ZM136 98V97H135ZM136 99V100H137ZM154 99H156V98H154ZM203 99V98H202ZM157 100H158V98H157ZM166 100V99H165ZM174 100V101H175ZM127 101H128V99H127ZM133 101V100H132ZM134 101H135V99H134ZM158 101H160V100H158ZM167 101V100H166ZM4 102V101H3ZM2 102V103H3ZM99 102V103H98ZM136 102V101H135ZM139 102H141V101H139ZM192 102V101H191ZM190 102V103H191ZM1 103V102H0ZM2 103H1V106L2 107H5V106H3L2 105ZM94 103H97V105H102V108H98V106H95V105H92V104H94ZM133 103V102H132ZM154 103H157V101L155 102L154 101ZM159 103V106L161 107V105H163V103H164V101H163V103L160 105V103L161 102H158ZM127 104V103H126ZM177 104H175V105H177ZM133 105V104H132ZM153 106H155V104H152ZM157 105V104H156ZM179 105H182V106H179ZM191 105V104H190ZM7 106H6V109H7ZM91 106V107H90ZM94 106V107H93ZM124 106V107H123ZM131 106V105H130ZM134 106V105H133ZM145 106V105H144ZM143 106V107H144ZM232 106V105H231ZM86 107V108H87ZM123 107V108H122ZM168 107H170V106H168ZM176 107V106H175ZM214 107V106H213ZM212 107V108H213ZM9 108V107H8ZM9 108V109H10ZM22 108V109H23ZM29 108V109H28ZM82 108V109H83ZM127 108V107H126ZM145 108V107H144ZM147 108V107H146ZM146 108L145 109H142V111L143 110H146ZM189 108V109H188ZM195 108H197L198 110L197 111H194L195 110ZM222 108V107H221ZM16 109V110H17ZM128 109V108H127ZM151 109H153V111L151 110ZM220 109V108H219ZM81 110V109H80ZM86 110V109H85ZM104 110V111H105ZM141 110V108H140V106H137V107H135V108H133V107H131V119L130 120H133V117L134 116H136L137 115V113L139 112V111ZM205 110V109H204ZM206 110L208 111V112H210V111H212V109H210V108H206ZM22 111V110H21ZM20 111V112H21ZM30 111V112H31ZM82 111V110H81ZM84 111V110H83ZM14 112V111H13ZM16 112V111H15ZM14 112V113H15ZM19 112V113H20ZM25 112V111H24ZM27 112H25V113H27ZM141 112V111H140ZM144 112V111H143ZM142 112V113H143ZM204 112V111H203ZM48 113V115H46ZM88 113V112H87ZM99 113V112H98ZM126 113H127V111H126ZM141 113V114H142ZM213 113V112H212ZM3 114V113H2ZM5 114V113H4ZM31 114V113H30ZM29 114V115H30ZM50 114V115H49ZM105 114H107V113H105ZM140 114V115H141ZM144 114H142L143 116H144ZM204 114H205V112H204ZM24 115H26V114H24ZM28 114H27V116H29ZM33 114H31V116H32ZM37 115V116H38ZM95 115V114H94ZM99 115H100V113H99ZM11 116V115H10ZM9 116V117H10ZM12 116H15V115H12ZM23 115H21L20 117H22ZM27 116H26V118H27ZM34 116H35V114H34ZM41 116H40V118H41ZM101 116V115H100ZM99 116V117H100ZM123 116H124V114H123ZM137 116H139V115H137ZM86 117V116H85ZM139 117H141V116H139ZM138 117V118H139ZM155 117V118H154ZM202 117V116H201ZM4 118H7V116L6 117H4ZM23 118V117H22ZM102 118V117H101ZM105 118V117H104ZM124 120H122V119ZM125 118V117H124ZM137 118V117H136ZM154 118V119H153ZM0 119H1V117H0ZM8 119H10V118H7V120ZM12 119V118H11ZM17 119V118H16ZM29 119V118H28ZM84 119V118H83ZM89 119V118H88ZM91 119V118H90ZM93 119V120H94ZM126 119H128V118H126ZM203 119H204V117H203ZM4 120V119H3ZM6 120V119H5ZM6 120V121H7ZM68 120V119H67ZM85 120V119H84ZM92 120V121H93ZM100 120V121H99ZM143 120H144V118H143ZM154 120H156L155 122H154ZM200 120V119H199ZM16 121V120H15ZM20 121V120H19ZM73 121H75V119L73 120ZM86 121V120H85ZM142 121V120H141ZM196 121H197V119H196ZM9 122V121H8ZM10 122H12V121H10ZM16 122H18V121H16ZM25 122V121H24ZM29 122V121H28ZM78 122H81V120L80 121H78ZM83 122V121H82ZM89 122V121H88ZM95 122H96V120H95ZM94 122V123H95ZM145 122V121H144ZM157 122V123H158ZM195 122V121H194ZM198 122V121H197ZM215 121L213 120V123H214ZM21 123H23V121L21 120ZM20 123V124H21ZM52 123V122H51ZM56 123V122H55ZM85 123V122H84ZM137 123V122H136ZM211 123V122H210ZM11 124V123H10ZM24 124V123H23ZM27 124V123H26ZM53 124V123H52ZM72 124V123H71ZM79 124V123H78ZM81 124V123H80ZM192 124V123H191ZM195 124V123H194ZM200 124V123H199ZM212 124V123H211ZM217 124V123H216ZM228 124V123H227ZM227 124H226V126H227ZM73 125V124H72ZM84 125V124H83ZM89 125V124H88ZM193 125V124H192ZM213 125V124H212ZM232 125V126H231ZM16 126V125H15ZM23 126V125H22ZM62 126V125H61ZM68 126H69V124H68ZM74 126V125H73ZM77 126V125H76ZM203 126V125H202ZM214 126H215V123H214ZM24 127V126H23ZM26 127V126H25ZM29 127V126H28ZM87 127V126H86ZM194 127V126H193ZM192 127V128H193ZM211 127H213V126H211ZM10 128V127H9ZM17 128H19V127H17ZM88 128V127H87ZM164 128H162L163 130H164ZM196 128V127H195ZM197 128H198V126H197ZM202 128V127H201ZM215 128V127H214ZM213 128V129H214ZM224 128H226V127H224ZM236 128V129H235ZM20 129V128H19ZM28 129V128H27ZM27 129H26V131H27ZM80 129H81V127H80ZM79 129V130H80ZM23 130V129H22ZM28 130H30V129H28ZM76 130V129H75ZM184 130H186L185 128L183 129V132H185ZM187 130H188V128H187ZM189 130H190V127H189ZM192 130V129H191ZM224 130V129H223ZM25 131V130H24ZM78 131V130H77ZM87 131V130H86ZM182 131V130H181ZM29 132V131H28ZM74 132H76V131H74ZM163 132L164 131H162V134H163ZM167 132V134H168V132L169 131H166ZM166 132H164V133H166ZM169 132V133H170ZM173 132H175V131H173ZM172 132V133H173ZM80 133V132H79ZM83 133V132H82ZM86 133V132H85ZM126 133V132H125ZM178 133H179V131H178ZM195 133V132H194ZM224 133L222 132L221 134L222 135H224ZM24 134V133H23ZM92 134H91V136H92ZM127 134V133H126ZM174 134V133H173ZM172 134V135H173ZM185 134V133H184ZM199 134V133H198ZM220 134V135H221ZM14 135V134H13ZM33 135V134H32ZM75 135V134H74ZM77 135H78V133H77ZM76 135V136H77ZM79 135H81V133L79 134ZM78 135V136H79ZM129 135V134H128ZM136 135V134H135ZM164 135V134H163ZM171 134H169V136H170ZM187 135V134H186ZM202 135V134H201ZM200 135V136H201ZM234 135V134H233ZM236 135V134H235ZM234 135V136H235ZM5 136V135H4ZM12 136V135H11ZM15 136V135H14ZM24 136V135H23ZM38 136V135H37ZM108 137V136H111L110 138H104V137ZM116 137V138H112V137ZM124 136H127V135H124ZM137 136V135H136ZM136 136H134V137H136ZM168 136V135H167ZM168 136V137H169ZM176 136V135H175ZM9 137V136H8ZM18 137V136H17ZM69 137V136H68ZM144 137V136H143ZM146 137V136H145ZM148 137V136H147ZM156 137H158V135L156 136ZM161 137V136H160ZM160 137H158V138H160ZM173 137V136H172ZM177 137V136H176ZM179 137V136H178ZM226 137H228V136H226ZM4 138H6V137H4ZM34 138V137H33ZM38 138V137H37ZM128 138H130V137H128ZM167 138V137H166ZM199 138V137H198ZM9 139V138H8ZM7 139V140H8ZM11 139V138H10ZM14 139H11L12 141L14 140ZM92 139H93V144L94 143H96L95 142V140H97L100 144H102L101 146L103 147V148H106V147H109L110 145V143L112 142V140H114V139H117L118 141H116L117 142V145H115V147L113 148V151H111L112 152V155H113V157L112 156H110L109 155V153H106V150H105V153L103 152V154L102 155H100V154H98L97 153V155L98 156H95L94 154H92V155H94L93 156V162H94V164L96 163L98 166H99V168L97 169L96 167V165H94V164H91V165H94V166H96L95 167V171L94 170H92L90 167H88V165L86 166V165H83V162H85L89 157H92V155L90 154V153H88V154H77V153H75V152H67V153H65L64 154V149L65 148H62L63 146L62 145H64V146H67V144H72L71 146H74V147H76V146H79V148L81 147V146H83V144L87 147V144H90L91 145V143H92ZM147 140H148V138H146ZM150 139V138H149ZM153 139V138H152ZM155 139V138H154ZM174 139V138H173ZM1 140V139H0ZM5 140V142H10V141H6V139H4ZM33 140V139H32ZM158 140V139H157ZM168 140V139H167ZM215 140L216 139H212V138H207V139H205V138H200V141H201V145H202V147L201 148H199V149H201V151H200V153H202L200 156H202V159H203V161H205V156H210V155H212V154H217L218 152L217 151H215V150H213L212 149V146H213V144H215V143H217V142H215ZM154 141V140H153ZM166 141V140H165ZM169 141V140H168ZM168 141H166L167 143H168ZM188 141H189V139H188ZM175 142V141H174ZM184 142V141H183ZM221 142V141H220ZM232 142H234V143H232ZM189 143V142H188ZM5 144V143H4ZM9 144H14V143H9ZM8 144V145H9ZM74 144V145H73ZM92 144V145H93ZM112 144V143H111ZM156 144V145H155ZM164 144V145H163ZM171 144V143H170ZM15 145V144H14ZM40 145V146H41ZM91 145V146H92ZM98 145L99 144H97V147L96 148H98ZM113 145V144H112ZM200 145V144H199ZM198 145V146H199ZM30 146H31V144H30ZM69 146V145H68ZM94 146H96V145H94ZM100 146V145H99ZM100 146V147H101ZM114 146V145H113ZM112 146V147H113ZM207 146H208V148H207ZM12 147V146H11ZM14 148L13 149H15V146H13ZM89 147V146H88ZM101 147V148H102ZM214 147V146H213ZM218 147V146H217ZM17 148V147H16ZM68 148H70V147H67V149ZM85 148V147H84ZM95 147H91L90 149L91 150H93ZM27 149V150H26ZM98 149H100V148H98ZM191 149V148H190ZM194 149V148H193ZM197 149V148H196ZM216 149V148H215ZM80 150V149H79ZM78 150V151H79ZM101 150V149H100ZM67 151V150H66ZM80 151H84V150H80ZM96 151V150H95ZM98 151V150H97ZM192 150H190V152H191ZM197 151V150H196ZM196 151H195V153H196ZM13 152V151H12ZM62 152V153H61ZM90 152V151H89ZM174 152V151H173ZM181 152H184V150H181L180 151V153ZM193 152H194V150H193ZM140 153V152H139ZM17 154V153H16ZM157 154V153H156ZM197 155V158H198V153H196ZM219 154V153H218ZM9 155V154H8ZM155 155V154H154ZM159 155V154H158ZM166 155V154H165ZM261 155H263V161H262V166H263V168L261 169V171H264V154H261ZM260 155V156H261ZM13 156V155H12ZM34 156H36V155H34ZM39 156V155H38ZM157 156V155H156ZM160 156V158H161V155H159ZM14 157V156H13ZM18 157V156H17ZM66 157V158H65ZM110 157V158H109ZM112 157V158H111ZM155 157V156H154ZM164 157V156H163ZM218 157V156H217ZM26 158V157H25ZM31 158V157H30ZM67 158H69V159H67ZM129 158V157H128ZM159 158V159H160ZM11 159V158H10ZM19 159V158H18ZM37 159V158H36ZM64 159H66L67 161H69L70 160V162L69 163H72L73 165L72 166H70L71 168H68L69 167V165H68V169H70V171H71V175L69 174V173H64V172H62L61 170L64 168V167H62V169L61 168H59V167H61V166H64L63 165V161H65ZM77 159H79V160H77ZM181 159H182V157H181ZM200 159H201V157H200ZM197 160V159H196ZM34 161H36L35 159H34ZM92 161V160H91ZM125 162H126V160H124ZM185 161V160H184ZM200 161V160H199ZM202 161V162H203ZM25 162H26V159H25ZM24 161H23V163H25ZM30 162V161H29ZM32 162V161H31ZM39 161H37V167H38V169L37 168H34V173H38L39 174V176H41L42 175V170H44L45 168H44V166H41V163L39 162ZM121 162V161H120ZM123 162V161H122ZM10 163V162H9ZM15 163V162H14ZM18 163V162H17ZM27 163V162H26ZM25 163V164H26ZM68 163V162H67ZM119 163V162H118ZM117 163V164H118ZM124 163V162H123ZM147 164H148V162H146ZM145 163V164H146ZM205 163V162H204ZM19 164V163H18ZM21 164V163H20ZM30 164V163H29ZM29 164H27V165H29ZM33 164H34V162H33ZM45 164V163H44ZM79 164H82V165H80L79 166ZM105 164V165H106ZM117 164H112L111 165V169H110V166H109V169H110V173L111 174H109V176L110 175H112V176H114V177H112V179L114 180V182H116V183H114V184H112L113 186V188H109V187H107V189H108V191H109V189H110V192L111 191H113V193L114 192H116V193H118V194H116V197L117 196H119L118 197V199L115 197L114 198V200H112L111 198H109L108 197V200H110L111 199V201L113 202L112 203V211L114 212L113 214H112V216L110 215V217L112 218V220H115V224H118V227H120V226H123V216L125 215H127V216H129L131 219L132 218H138V217H141V214H139V211L142 213V214H144V211H146L147 210V205L145 204L146 203V200L147 199H145V197L143 196H137V198H136V194H134L135 193V188H134V193H133V195H134V198H136V199H132V194H131V196L128 194V193H131V191H132V189H131V187H132V185L129 183V182H127V179L126 178H128L127 176L129 175V174H131L130 172H129V174H127V176H126V178H125V176H123L121 173L123 172L120 168H122V167H119V166H121L122 164L121 163H119V164H121V165H117ZM153 164V163H152ZM184 164V163H183ZM260 164V163H259ZM13 165V164H12ZM42 165H43V162H42ZM125 165V164H124ZM229 165V166H230ZM16 166H18V165H16ZM15 166V167H16ZM22 166V164L20 165V167ZM46 166V165H45ZM48 166H47V168H48ZM67 166V165H66ZM81 166L83 167L84 166V168L82 169V170H80L79 169V167L81 168ZM93 166V167H94ZM177 166V165H176ZM182 166V165H181ZM233 166V167H234ZM261 166V167H262ZM25 167V166H24ZM56 167H57V169H56ZM108 167V166H107ZM183 167V166H182ZM223 167V166H222ZM232 167V168H233ZM22 168V167H21ZM30 168V167H29ZM178 168V167H177ZM204 168H205V165H204ZM16 169V168H15ZM23 169V168H22ZM22 169H20V171L22 170ZM28 169V168H27ZM61 169V170H60ZM68 169H66V171L68 170ZM107 169V170H106ZM123 169V168H122ZM152 169V167H148V166H143L140 170H142L143 172H145V173H147V174H149V170H151ZM156 170H157V168H155ZM179 169V168H178ZM182 169V168H181ZM206 169V168H205ZM209 169V168H208ZM24 170V169H23ZM25 170H26V167H25ZM51 170V169H50ZM54 170V169H53ZM65 170V169H64ZM82 171V172H80V171ZM127 170V169H126ZM154 170V169H153ZM120 171H122L121 173H120ZM182 170H180V172H181ZM224 171V170H223ZM22 172V171H21ZM53 172V171H52ZM69 172V171H68ZM77 172H80V174H82L83 176L84 175H90V177H92V180L91 181H89V180H87V178H85L84 179V181H81L80 180V178L79 177H76L77 176ZM127 172V171H126ZM185 172V171H184ZM195 172V171H194ZM11 173H12V171H11ZM13 173H14V170H13ZM12 173V174H13ZM23 173H24V171H23ZM140 173V172H139ZM15 174V173H14ZM13 174V175H14ZM25 174V173H24ZM50 174V173H49ZM79 174V173H78ZM157 174V173H156ZM3 175V174H2ZM1 174H0V176H2ZM13 175H10L9 177H3V179H0V180H5V181H3V182H5V183H7V178H8V180H14V177H13ZM15 175H18V174H15ZM43 175H44V173H43ZM72 175H74V177L72 176ZM126 175V174H125ZM132 175H133V173H132ZM144 175H146V174H144ZM87 176V177H88ZM130 176V175H129ZM138 176V175H137ZM140 176V175H139ZM138 176V177H139ZM149 176H152L151 175V173L149 174ZM133 178L132 179H134V177H135V179H136V176H132ZM137 177V178H138ZM141 177V176H140ZM143 178H147L148 177V175H147V177H145V176H142ZM2 178V177H1ZM17 178H18V176H17ZM77 178H79L78 180L82 183H84V184H81V183H79V181H77ZM157 178V177H156ZM155 178V179H156ZM259 182H261V183H264V174H262V172L260 173V175H259ZM19 179V178H18ZM34 179V177L31 175V174H26V183H27V186L28 185H30V183H31V180H33ZM111 179V178H110ZM112 179L111 180H109V181H112ZM129 179V178H128ZM131 179V180H132ZM134 179V180H135ZM149 179V178H148ZM133 180V181H134ZM138 180V179H137ZM136 180V181H137ZM16 181V183H17V180H15ZM14 181V182H15ZM86 181V182H85ZM108 182V178H107V180H105V182ZM130 181V180H129ZM153 181V180H152ZM10 181H8V183H9ZM14 182H12V183H14ZM131 182V181H130ZM138 182V181H137ZM141 182H143V181H141ZM151 182V181H150ZM112 183V182H111ZM110 183V184H111ZM132 183H134V182H132ZM1 185H2V183H1ZM0 185V186H1ZM8 186H9V184H7ZM15 185V184H14ZM20 185V184H19ZM107 185H109L108 183H107ZM264 185V184H263ZM262 185V186H263ZM3 186V185H2ZM10 186H13V185H11V182H10ZM14 187V186H13ZM81 187H84V189L85 188H87L88 190V192L86 191V190H84V192L82 193V189H81ZM134 187V186H133ZM132 187V188H133ZM20 188V186L17 188L16 187V189L15 190H13V188H8V191H9V189H11L10 191H13V192H15V191H17V189H19ZM143 188V187H142ZM3 189H4V187H3ZM29 189V188H28ZM106 190V189H105ZM143 190V189H142ZM150 190H152V189H150ZM154 190V189H153ZM156 190H158V189H156ZM6 191H7V189H6ZM23 192V194L21 193V192H19L20 194H22V195H24L25 196V194L27 193L26 192V190H22ZM31 191H32V189H31ZM107 191V190H106ZM159 191V190H158ZM158 191H152V192H154V198H153V200H152V204L151 205H148V206H150V208L154 205V204H156V203H158V200H161V196L159 195V193H158ZM261 191V190H260ZM12 192V193H13ZM54 192V191H53ZM46 193V192H45ZM136 193H137V191H136ZM18 194V193H17ZM16 194V195H17ZM29 194V193H28ZM105 194H106V192H105ZM110 194V193H109ZM108 194V195H109ZM128 194V195H127ZM19 195V194H18ZM22 195H20V196H22ZM36 195H34L35 197H36ZM55 195H57V193L56 194H53V196H55ZM95 195L97 196L96 197V199H95ZM103 195H104V193H103ZM139 195V194H138ZM143 195V194H142ZM19 196V197H20ZM23 196V197H24ZM38 196H37V198H38ZM58 196H60V195H57V196H55L56 198L58 197ZM66 196V195H65ZM113 196V195H112ZM60 198H62V197H60ZM68 198V197H67ZM21 199V201H22V197L20 198ZM42 199H45V204H44V202H41L42 201ZM88 199V200H87ZM92 200V202L93 203H90V200ZM64 201H65V199H64ZM63 201V202H64ZM67 202V201H66ZM67 204V203H66ZM41 205L43 206L44 205V207H41ZM82 205V208L80 207ZM128 205H130L131 207H130V209H128ZM47 206V205H46ZM57 206V205H56ZM55 205H54V207L55 208H57ZM111 206V205H110ZM63 207V206H62ZM78 207V208H77ZM102 210H103V208H102ZM99 211H101V210H98V212ZM149 211V210H148ZM230 211L232 212L231 213V215H230V217L228 218V221L233 225V226H237V225H246V226H250V228H253V229H256V230H258L259 228H262L263 230H264V221L263 220H260V219H257L256 217H253V216H251V215H248V214H244L243 212H241V211H234V210H231L230 209ZM164 213H165V210H164ZM49 214V213H48ZM215 214H217V213H215ZM17 215V214H16ZM144 215H146V214H144ZM163 215V214H162ZM174 215V213H173V211L171 210V209H169V210H167L166 211V214H164V217H163V219L161 220H154V219H152V220H154V222H152L153 224H150L149 226H151V228H148L145 232H146V235H152L153 236V239H150L151 241L146 245V243L148 242V241H146L145 242V244L144 245H146L144 248H142L143 247V244H142V247L141 248H138V247H140V245H136L135 243V245H136V247L135 246H133V247H135V248H131L133 251H136V252H144V255L145 256H147V255H149L150 253H152L154 256H155V254L157 253V252H159V251H161V250H163L164 252H165V255L167 256V255H174V254H176L178 251H176V253H175V251H173L174 249H172V247H173V245H174V243H175V241H176V238L175 237H169V235H171V234H173V232H174V230L172 229V227H173V224H174V221H175V219L172 217ZM68 217V219L65 221V222H62V219H63V217L65 218V217ZM107 217H108V215H107ZM176 218V217H175ZM216 218V217H215ZM126 219V218H125ZM112 220H110L109 222H111L112 223ZM138 220V219H137ZM137 220H135V221H137ZM219 222V221H218ZM19 223V222H18ZM130 223V222H129ZM126 224V223H125ZM136 224V223H135ZM149 224V223H148ZM103 225V226H102ZM131 225V224H130ZM132 225H133V223H132ZM131 225V227H133ZM152 225H153V227H152ZM135 226V225H134ZM23 227V226H22ZM25 227V228H26ZM42 227V226H41ZM129 227L130 226H128V229H129ZM105 228V227H104ZM122 228V227H121ZM136 228V227H135ZM134 227H133V231H134V229H135ZM141 228H143V227H141ZM39 229H41V228H39ZM120 229V228H119ZM125 229H127V228H124L123 230H124V232H126L125 231ZM143 229H145V228H143ZM189 229V228H188ZM108 230V229H107ZM106 230V231H107ZM25 231H22L20 234V239H17V240H20L21 242H23V240H24V238L26 237L27 238V236L29 237V235L28 234H26V232ZM105 231V230H104ZM109 231V230H108ZM128 231V230H127ZM141 231V230H140ZM143 231V230H142ZM141 231V233H143ZM39 230H36V231H34L33 233H38L39 234ZM119 233H123L121 230H119L118 231ZM136 232V231H135ZM134 232V233H135ZM233 231H229V233H232ZM30 233H32V232H30ZM107 233V232H106ZM118 233V234H119ZM133 233V232H132ZM131 233V234H132ZM19 234V233H18ZM37 234V235H38ZM48 234H50V232L47 230V232L45 231V236L46 235H48ZM129 234V233H128ZM138 234V233H137ZM44 235V234H43ZM135 235V234H134ZM139 235H140V233H139ZM38 236H41V235H38ZM37 236V238H38V240L39 241H42L43 239V237L42 238H39ZM114 236V235H113ZM136 236V235H135ZM129 237V236H128ZM133 237V236H132ZM140 236H138L137 238H139ZM144 237V235L142 236V238ZM151 237V236H150ZM102 238V237H101ZM126 238H127V236H126ZM126 238H124V236L121 234V236L119 235V236H117V239L115 238V240H117V241H115V242H117V245H119V244H123V242H124V246H125V241L127 240ZM134 238V237H133ZM137 238H135V240L137 239ZM142 238H139V240L140 239H142ZM148 238V237H147ZM152 238V237H151ZM219 238V237H218ZM218 238H216L215 237V235H214V241L216 240V241H219L218 240ZM72 239H74L75 241H79V245H81V249L78 251V250H76L75 249V245L72 243L73 242V240ZM114 239V238H113ZM112 239V240H113ZM126 239V240H125ZM46 240V239H45ZM72 240V241H71ZM100 240V239H99ZM138 240V241H139ZM19 241V242H20ZM130 241H132L131 239H130ZM134 241V240H133ZM213 241V242H214ZM112 242V241H111ZM110 241H109V244L111 243ZM115 242H114V244H115ZM128 242H129V240H128ZM135 242V241H134ZM38 243H40V242H38ZM101 242H99V244H100ZM130 243V242H129ZM128 243V244H129ZM142 243V242H141ZM140 242H139V244H141ZM144 243V242H143ZM178 243V242H177ZM42 244H44V242L42 243ZM98 244V245H99ZM102 244V243H101ZM113 244V243H112ZM130 244H132V242L130 243ZM138 244V243H137ZM216 244H218V243H216ZM41 246V245H40ZM43 246V245H42ZM41 246V247H42ZM101 246H103V244L101 245ZM105 246V245H104ZM115 246V245H114ZM123 246V245H122ZM175 246V245H174ZM218 246H219V244H218ZM218 246H214V244L212 243V245L210 246V249H215L216 247H218ZM45 247V246H44ZM117 247H119V246H117ZM124 248V247H123ZM125 248H126V246H125ZM124 248V249H125ZM45 249V248H44ZM109 249V248H108ZM120 249V248H119ZM122 249V248H121ZM124 249H122L123 251H124ZM130 249V250H131ZM178 249H180V248H178ZM213 249V250H214ZM8 250H9V253H8V255H10V254H13V250L11 249V248H8ZM40 250H41V248H40ZM40 250L39 249H37L36 250V253L37 254H40ZM113 250V249H112ZM143 250V251H142ZM181 250V249H180ZM117 251H119V250H117ZM122 251V252H123ZM128 251H129V245H128ZM133 251H132V255L134 254L133 253ZM43 252V251H42ZM126 252V251H125ZM135 252V253H136ZM166 252H167V254H166ZM44 253V252H43ZM92 253V254H91ZM128 254V253H127ZM139 254V253H138ZM158 254V253H157ZM159 254H162V256L165 258V256L163 255L164 253H159ZM209 254V253H208ZM33 254H32V247H30V245L28 244L27 245V248H26V262L27 263H32L33 261H34V257L32 256ZM123 255V254H122ZM135 255V254H134ZM212 255V254H211ZM5 256V255H4ZM13 256V255H12ZM125 256V255H124ZM123 256V257H124ZM143 256V255H142ZM141 256V257H142ZM144 256V257H145ZM152 256V255H151ZM159 256V255H158ZM210 256V255H209ZM2 257V256H1ZM14 257V256H13ZM13 257H11V258H13ZM128 257V256H127ZM168 257H170V256H168ZM6 258H7V256H6ZM90 258V257H89ZM125 258H126V256H125ZM146 258V257H145ZM160 259H161V257H159ZM9 259V258H8ZM159 259V260H160ZM163 260H165V259H163ZM134 261V262H133ZM158 261V260H157ZM160 262H161V260H160ZM163 262V261H162ZM156 263V262H155ZM158 264V263H157ZM160 264V263H159Z\"/></svg>",
    "mask_w": 264,
    "mask_h": 264
}]
</instances>
